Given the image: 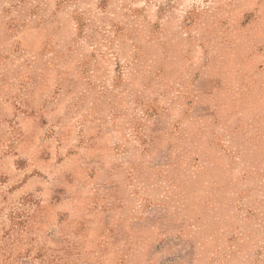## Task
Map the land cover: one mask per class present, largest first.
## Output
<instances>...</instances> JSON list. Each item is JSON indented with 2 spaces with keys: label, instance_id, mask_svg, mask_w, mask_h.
<instances>
[{
  "label": "rangeland",
  "instance_id": "1",
  "mask_svg": "<svg viewBox=\"0 0 264 264\" xmlns=\"http://www.w3.org/2000/svg\"><path fill=\"white\" fill-rule=\"evenodd\" d=\"M139 205L264 264V0H0V264H87Z\"/></svg>",
  "mask_w": 264,
  "mask_h": 264
},
{
  "label": "crops",
  "instance_id": "2",
  "mask_svg": "<svg viewBox=\"0 0 264 264\" xmlns=\"http://www.w3.org/2000/svg\"><path fill=\"white\" fill-rule=\"evenodd\" d=\"M93 193L96 194L95 191ZM100 207L110 212L119 210V207L114 205L110 208L104 205ZM160 208L139 205L140 215L115 220L114 224L99 222V232L94 236L89 237L90 231L86 235L87 231L81 230L80 236L83 238L87 236L92 245L88 251H83L82 255L75 256H81L79 258L87 264H191L192 259L186 260L183 254L186 255L191 248L187 254L194 256L197 249L195 244L192 247L187 243L188 239L187 236L182 235L180 222L176 230L166 229L177 220L169 215H167L169 217H154L153 213ZM85 222L86 220L78 226L84 228ZM134 227L140 228L136 234L133 231ZM150 230L154 231L151 233ZM139 256L143 257L142 263L137 262Z\"/></svg>",
  "mask_w": 264,
  "mask_h": 264
}]
</instances>
